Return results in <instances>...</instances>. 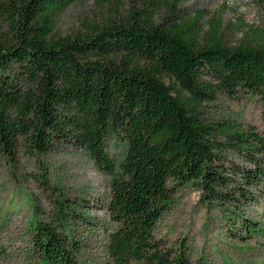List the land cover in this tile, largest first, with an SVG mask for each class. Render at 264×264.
Instances as JSON below:
<instances>
[{"label": "trees", "instance_id": "1", "mask_svg": "<svg viewBox=\"0 0 264 264\" xmlns=\"http://www.w3.org/2000/svg\"><path fill=\"white\" fill-rule=\"evenodd\" d=\"M77 1L0 0V152L47 154L63 141L90 155L111 180L117 228L108 234V264H203L158 241L155 230L178 186L197 184L222 208L257 203L264 193V136L207 118L220 93L264 102V27L231 45L224 31L235 25L224 28L221 16L207 29L203 15L156 23L160 7L151 1L56 37V19ZM116 135L127 143L119 166L106 146ZM224 153L245 164L227 165ZM55 204L52 222L36 226L40 264H79L70 218ZM245 229V243L264 233L252 221Z\"/></svg>", "mask_w": 264, "mask_h": 264}, {"label": "rangeland", "instance_id": "2", "mask_svg": "<svg viewBox=\"0 0 264 264\" xmlns=\"http://www.w3.org/2000/svg\"><path fill=\"white\" fill-rule=\"evenodd\" d=\"M159 4L155 22L187 20L203 15L202 24L221 16L231 45L241 42L249 29L264 27L261 0H79L56 19V37H74L85 32V23L101 25L110 16H124L132 7ZM170 4L173 11L168 10ZM175 14V15H174ZM15 77V76H14ZM205 79L210 77L206 74ZM21 86L25 80L17 77ZM212 121H236L253 127L264 136V102L258 97L220 93L207 105ZM107 152L119 166L127 150L121 135L107 142ZM227 165L245 164L234 153H224ZM110 177L81 148L55 142L47 154L34 155L24 146L13 156L0 152V264H40L35 250L36 226L51 223L56 201H62L68 235L77 246L79 264H108V234L117 225L109 215ZM259 202L222 206L208 201L197 184L178 186L172 203L159 221L155 236L170 248L183 247L192 263L264 264V233H254L248 242L245 224L256 223L264 230V193ZM238 236V238L236 237Z\"/></svg>", "mask_w": 264, "mask_h": 264}]
</instances>
